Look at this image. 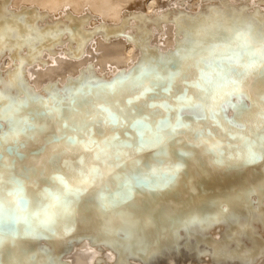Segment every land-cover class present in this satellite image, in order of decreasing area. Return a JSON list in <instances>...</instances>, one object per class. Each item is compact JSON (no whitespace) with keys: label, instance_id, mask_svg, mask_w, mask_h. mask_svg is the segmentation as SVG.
<instances>
[{"label":"bare ground","instance_id":"1","mask_svg":"<svg viewBox=\"0 0 264 264\" xmlns=\"http://www.w3.org/2000/svg\"><path fill=\"white\" fill-rule=\"evenodd\" d=\"M245 64L250 68L264 65V0H0V102L3 104L0 121L10 120L12 124L3 133L8 142L17 139L33 142L30 136L33 131H28V135L23 131V124L29 122L28 115L34 122L37 118L36 123H31L36 127L34 136L41 138L43 130L48 128L39 115L47 105L46 96L54 102L61 93L70 106V100H75L77 106L83 102L77 111L69 108L62 112V122L69 121L75 128V132L63 133L70 135L73 142L58 141L38 150L37 154H41L34 158L32 165L20 162L15 153L4 155L0 173L9 164L19 167L21 179L32 173L31 183H24L28 200L26 214L39 216L41 205L34 203L33 198L44 191L32 194L29 187L40 183L41 172L57 174L51 178L61 175L62 181L55 182L52 193L66 200L77 193L78 201L61 203V211L67 212L64 216L43 217L56 220L53 233L42 231L49 240L34 243L24 239V233L19 230L16 247L0 251V264H264V160L254 163L255 170L260 172L256 178L253 174L236 176L227 180L225 189L216 191L210 187L198 190L193 186L205 164L215 165L211 162L213 158L235 165L237 161L229 160L230 157L246 155L250 149L264 151L261 131L264 104L255 100L257 93L264 95V79L252 82L232 75L236 84L226 88L221 86L223 82L229 83L225 78L212 87L204 83L210 82L212 74L221 68ZM204 68L208 72L202 71ZM184 71L190 72L194 81L188 83L189 87L177 102H172L183 91L182 86H174L180 83ZM159 75H164L166 91L170 86L172 90L168 94L144 95L153 90L146 80ZM110 80L114 81L104 87L98 85ZM120 80H125L126 85H118ZM110 84L115 87H108ZM55 86L59 90H52ZM100 89L112 95H99ZM33 90L35 93L31 94ZM85 91L96 96L81 95ZM37 94L45 99H34ZM125 97H129L131 106L124 102ZM240 98L248 105L249 101L257 102L256 113L252 116L237 113L230 122L224 121L221 108H227L225 102L232 101L240 109L244 107ZM162 99L173 103V110L160 104ZM149 100L154 101L151 109L146 107ZM50 108L57 114L56 105ZM179 111L188 116L180 120ZM20 112L26 116L19 118ZM168 112L169 118L158 122L157 118ZM86 114L110 118L102 127L103 134H94L97 140L104 136L109 139L115 131L123 137V129L119 127L125 125L127 129L135 120L145 121L151 133L144 134L143 146L133 145L129 149L118 145V150L109 147L112 157L115 156L110 158V163L93 162V157H89L91 163L84 160L81 171L75 163L49 164L47 158L54 148L55 153L66 155L84 151L86 140L92 139L83 131ZM226 114L232 115V110L228 109ZM54 122L51 130L60 123L57 117ZM195 123L201 128L193 126ZM249 123L250 130H247L245 124ZM168 126L180 134L179 144ZM207 128L215 134H204ZM221 129L224 135L217 133ZM202 131V135L198 134ZM256 131L261 137H257ZM211 136L216 139V145ZM81 137L84 140L80 143ZM203 139L208 143L203 144ZM225 140L234 144L228 145L230 150L225 149V143L223 148L218 145V141ZM187 142L196 143V148L188 147ZM2 146L4 141L0 137V149ZM34 147L30 144L28 148H21V152L28 156ZM210 148L213 155L200 156L199 152L206 153ZM178 149L193 150V153L179 158ZM220 149L229 153L228 156H222ZM116 156L118 163L114 161ZM136 156L145 165L136 167L135 171H140L137 178L154 192L142 187L141 182L131 181L129 192L117 204V210L125 212L119 216L122 220L101 217L97 209L99 200L95 202L88 194L97 189H113L115 179L97 182L91 176L94 170L91 165L97 164L95 169L118 173L123 178L130 165L136 166L133 160ZM188 158L194 162L202 159L203 164L197 161L193 165ZM23 165L31 170H25ZM4 185L0 186V199L2 204H9L13 196L5 194ZM9 186L10 191L19 187L16 182ZM169 190L179 192L182 198L178 203L171 200ZM112 199L106 203L107 208H113L110 205L115 198ZM169 204L173 207L184 204L186 211L175 217L166 209ZM55 205L53 202L51 206ZM83 214L84 220L79 219ZM141 219L161 223L165 219L167 227L153 233L159 227L158 222L153 224L154 231L150 228L139 231L137 222ZM0 240L14 241V235L3 234ZM34 250V254L28 255Z\"/></svg>","mask_w":264,"mask_h":264},{"label":"water","instance_id":"2","mask_svg":"<svg viewBox=\"0 0 264 264\" xmlns=\"http://www.w3.org/2000/svg\"><path fill=\"white\" fill-rule=\"evenodd\" d=\"M225 56H227V55H225ZM246 64H245V66H242V65H244V63H243L240 66H230L229 68H221V70H217V72H214L212 74V76H214V77L210 82H204V83L207 86L212 87V86L216 85V83L217 84L220 83L222 81L221 78L222 79L225 78V81H227L229 83L223 82V84L221 83V86H224V88H226V86L232 87V86H235V84H236V82H234L232 80V77H231L232 75H234V76L238 75L240 77L242 76V77H245V79L250 80V81H252V80L253 81H259V79H264V65L250 68ZM239 67H240V69H239ZM202 71L208 72L207 68L202 69ZM190 74H191L190 72L184 71V73L180 76V77H182L179 81L180 83L175 85L174 88L182 86L183 91L176 94V96H174L172 98V102H177L178 97L182 96L184 94L185 90H187V88L189 87L188 83L194 81V79L192 78L194 76H191ZM158 77L151 80V81H149L150 79L146 80L147 82H149V85H151L153 90H150L148 92H144V95L155 96L158 93L168 94V92L172 90V87L170 86V88L166 91V89H167L166 83L167 82L165 84L163 83L164 75H159ZM196 77L198 78L197 74H196ZM70 81H72V80H70ZM111 81H114V80H110V81H106V82L102 81L98 85L104 87L105 84H107ZM124 83H127V82L125 80L124 81L120 80L118 85H120V86L126 85ZM156 83H158V85H156ZM52 90L56 91V90H59V88L55 86ZM64 91H65V89H64ZM98 92H99L98 93L99 95H106V97H107V95L108 96L112 95V94H108L107 92H104V90H102V89L98 90ZM30 93L34 94L35 92L33 90ZM62 93H64V92L62 91ZM91 93H93V92H89L88 94H86V91H85V92L81 93V95L87 96L88 98L92 97V95L96 96V95L91 94ZM58 95H59L58 98L54 102H52V100L50 98H48V96H46L47 97L46 98L47 99L46 100L47 105H45L44 110H40V112H39V115L42 118L41 122H43L44 124H46V126H48V128L46 130H43L44 132L41 135V138L39 140L34 136L36 131H33L30 135V136H32L33 142H31V140H24L23 139L24 140L23 141V140L17 139V140H11V142L9 143L7 140L6 134H3V133L6 132L9 129V127L12 126V124H11L10 120H4L3 122L0 121V137L4 141V146H2L0 149V157H2V159H5L4 158L5 154L10 156L11 153H15V155L20 160V162H23V164L29 163L32 165V163L35 162L34 158L38 157L41 154V153L40 154H37V153L40 150H43L46 146H53V145H56L58 143V141H64V140H66L67 142H73L70 135L64 136L63 133L66 131L75 132V128H74L73 124H71V122H69V121L68 122H65V121L62 122V120H61L62 119L61 117H63L62 112L64 110H68L69 108H73L74 111H77V109H78L77 107L82 106L83 102H81V104L77 106L76 104H78V103H75V100H73V101L70 100V104H71V106H70L67 103V102H69V100H64L65 98H64L63 94L58 93ZM69 95L70 94L66 93V96H69ZM36 98L45 99L40 94H37V97H35L34 99H36ZM142 98L144 99L145 97H142ZM128 99H129V97H125L124 102H126V103L128 102V105L131 106V102ZM143 99H141V101ZM247 100H249V98ZM255 100L264 104L263 93H257ZM136 101L139 102L140 100H136ZM142 102L144 103V101H142ZM153 102L154 101H152V100L147 101L149 109L154 107ZM239 102L242 105L244 104V107L239 109L236 107L234 102L231 101L228 104V106H226L227 108H221L222 109L221 112H222V116H223L224 121L230 122V120H232L233 117L237 116V113H239V114L245 113V114H248L251 116L256 113L254 111V109L257 106V102L252 103L251 101H249L250 105H248V104H245L244 99H242V98L239 99ZM159 103L163 104L165 108H169L170 110H173V108H174V104L170 103L169 100L162 99V101H160ZM52 105H56V108L58 109L57 114L54 113L55 112L54 110H51L50 107H52ZM2 106H3V104H2V102H0V109ZM228 109L232 110V115H230V116H228L226 114ZM113 113L114 112H112V115H115V113L114 114ZM24 115L26 116V113L24 114V112H20L18 114V117L22 118ZM55 115L57 117L58 122L60 121V123H57V126L53 127V128H55V130L54 129L51 130V127L54 126V124L56 123V122H54V120L56 118V117H54ZM177 115H178L180 120L183 119L184 117L188 116L187 114H181V111H179L177 113ZM169 116L170 115L168 112L165 115H163L162 117H158L157 120H158V122L165 121L166 119L169 118ZM85 117H86V119H85L86 122H84V124H83V131L85 132V134L88 137L91 136L92 139L90 141L88 139L86 140L87 145L84 148V151L81 153H73L70 155H66L65 153L64 154L55 153L54 152L55 148H54V149H52L53 152H51V154L47 158L49 164H54V165L59 164V166H61L62 162L75 163L78 171H81L82 168L80 166H82L81 164H83L84 160H85V162L91 163V161L89 160V157H93V162L101 161V162L110 163V160H111L110 158L112 157V154H113V152L110 150V148H112V149L116 148V150H118L119 149L118 145L129 148V149H131L133 147V145L143 146V143L146 141V139H144L145 138L144 134L146 132L151 133V128L145 121L135 120L134 122H132L131 124L128 125L127 129H125V127H124L125 125L124 126L122 125L121 127H119L120 129H123L122 130V136L123 137H121V135L119 134L118 131H115L113 133L114 134L113 137L108 139L106 136H104V137H100V139L97 140V137L94 136V134L96 132L98 133L99 136L101 134H103L102 127L107 123L106 119L108 117L104 118V116L101 115V116H98V118H94V117L88 116L87 114ZM108 119H110V118H108ZM28 120H29V122L23 124L24 128L27 127L28 125H32L31 122H34L33 117L30 115H28ZM197 120L203 121L204 119L203 118H197ZM36 122H37V118H36ZM36 122H34V123H36ZM116 122H117V120H116ZM232 122L235 124H240L237 121H232ZM235 124H234V127L240 128V127H238V125H235ZM109 125L116 126V124H110V123H109ZM35 129H36V127H35ZM142 129H143V132L141 133L140 130H142ZM176 129L180 130L181 127L176 128ZM261 131L264 132V129H262ZM27 132L28 131H25V133H27ZM217 133L220 135H224V131L217 132ZM256 133H257V131H256ZM194 134L198 137L199 136L198 134L202 135L203 131H202V133L199 132L198 134H197V132H194ZM204 134L210 135V134H215V133L212 132L210 130V128H207L204 131ZM26 135H28V133ZM257 137H261V133H257ZM245 139H246V141H248L247 138H245ZM83 140H84L83 137L78 138V141H80V142ZM218 142H219L218 145H221L222 148L224 147L223 144L226 143L225 149L226 150L231 149V146L227 145V144H229L227 140L218 141ZM30 144H33L35 146L34 147L35 149H33V151H31V154L26 156L25 154H23L21 152V148H28V145H30ZM186 144L188 147L196 148V146H194L195 145L194 143L187 142ZM186 144H184V145H186ZM232 145H234V144H232ZM16 149H18V152L15 151ZM104 150H106V151H104ZM220 150H221L220 153L223 154L222 156H224V154L225 155L229 154V153H224L223 149H220ZM191 151H193V150H191ZM109 152H110V154H109ZM186 152L189 153L190 151L180 149L177 151L176 154L180 158ZM200 154H201L200 156L205 157L204 155H209V154L213 155L214 153L212 152V148H210L206 153L201 152ZM237 155H239V154L237 153ZM227 156L228 155H226L225 157H227ZM113 157H115V156H113ZM30 158H31V160H28ZM2 159H0V165L2 164V162H1ZM118 159L119 158H117V156H116L114 161L116 163H118V161H119ZM217 160H219V159H217ZM217 160H216V158L211 159V162H213L215 165H213V164L206 165L205 164V168H203L204 170H203L202 175L200 176V178L198 177L197 180L194 182L193 186H195L196 189L199 190V189H204V187H210V189L215 190V191L221 190V189H225L224 187L227 184V180H229L233 177L236 178V176L239 177V176L253 174L252 176H254L256 178L260 175V172L255 170L254 164H249L248 165L249 168H247V169H246V167H242V168H233V167L227 168L226 167L224 169V168L218 167L216 165L215 161H217ZM197 161H200V159L195 160V164L197 163ZM143 162H144L143 159H140V161L138 160L136 162V166L134 165L135 167L133 166V168H131L132 166L130 165L127 168V172H125L126 174H124L123 178L118 173H116L117 175L113 174L114 172L104 173V172H101V171L95 169L97 164L91 165L92 166L91 168H94L93 172H90V173H92L91 176L93 179H96L97 182H111V181H113V179H115L114 184H113L114 185L113 189H110L107 187V188H105L104 191L97 189V191L95 190V191L89 192V194H88V196L90 198H93V200H95V202H97L99 200L98 204H97V209L101 213V217H107L105 219H111L112 221H114L116 219H119L120 218L119 216L120 215L122 216L123 213H125L121 210H117V208H119L117 206V204L119 202H121L119 199L122 197V195H124V193H126V192H129V189H128L129 188V182H131V181H135L136 183L141 182L140 185L142 187H144L148 191L154 192L153 188L146 187L149 185L145 181L139 180L137 178L138 172H140V171L139 170L135 171V169L139 165H140V167H142L144 165ZM200 162L202 163V159ZM166 163H169V161ZM163 166H166V165H163ZM23 168H25V170H31V168L29 166L27 167V166L23 165ZM0 174H1L0 175V186L5 184L4 185L5 194L7 196L12 194V196H13V202H11L9 204H2V201H1L2 199H0V211H2V213H3V215L0 216V230H4V233H3L4 235H7L8 233L13 234V232H15V234H13L14 235V241L2 242L3 244H2V247L0 248V251H5L7 249H14L16 247L17 242L15 241V239H17V233L19 230H21L22 233H24L22 236L24 239H31L30 241H32L34 243H36V241H39V240H49L48 236H45L42 234V231H47L48 233H53L55 226H56V220H55V218H46L45 219L43 217L47 216V215H49L50 217H52V216L58 217V215H63V216L66 215L67 212H65L63 210H62L63 212L61 211V209H62L61 203L66 202L67 200H74L75 201V199L78 198L77 193H73L72 195L68 196L67 200H66V198L59 197V195H55L54 193H52V188L55 186V182H58V180L62 181L61 175L60 176H54L53 178H51L52 175H57V174L48 173V175H46V173H45V175H44L41 172L40 177H39L40 183H36L34 187H29L30 193L34 192L32 194H36L37 191H39V192L44 191V193L41 192V194L38 196H37V194L34 195V198H33L34 203L38 202L41 205L39 216L35 215V214H30V213L26 214L25 211H27L26 209L28 206V200H27V196L25 195V193L27 191L24 188V183H26V184L31 183V180H29V178H30L32 173L29 172L28 174L23 176V177H25V179H21L18 177L19 167H16L15 164H11V165L9 164L8 168H6V170L4 169V171H2ZM117 177H120V180L117 179ZM251 179H252V177H251ZM32 181H33V179H32ZM13 182H16V184L19 185V187H17L16 190L10 191L11 188L9 185H11ZM107 184H109V183H107ZM37 187H39V188L37 189ZM79 189H81V191H83V189H85V188H79ZM170 192L172 194L171 200L174 203H178L179 200L182 198L181 195L179 194V192L177 190L176 191L175 190H169L167 192V194ZM112 198H115L113 204L110 205L113 208H109V207L107 208V206H109V204H106V203L107 202L109 203L110 200H113ZM53 202L56 203L55 206H51ZM115 204H116V206H115ZM184 204H183V206L181 205L182 207H178V206L173 207L174 206L173 204H169L166 207V209H168L172 213H174L175 217H176V216H178V215H180L186 211ZM181 208H183V209H181ZM18 212H20L21 214L25 213V215L21 216ZM116 216H118V217L114 218ZM36 217H37V219H36ZM79 219L84 220V214H83V216L79 217ZM120 219L122 220V218H120ZM166 221L167 220L163 219L162 223L160 221H158L159 222L158 223V222L153 221V220L141 219V222L140 221L137 222V226L140 229V230L138 229L139 231H141V230L147 231V230H149V228L151 230H153V228L155 227V225H153V224L158 223L159 227L157 225L158 228L155 231L153 230L154 231L153 233L156 234L157 230H161L162 228L164 229L167 227V224L165 223ZM119 222H121V221H119ZM148 224H151V225H148ZM152 225H153V227L151 228ZM137 226L135 228H137ZM6 232H8V233H6ZM23 238H20V239H23ZM35 252H36V250L32 251L28 255H32ZM0 255H1V252H0Z\"/></svg>","mask_w":264,"mask_h":264},{"label":"snow or ice","instance_id":"3","mask_svg":"<svg viewBox=\"0 0 264 264\" xmlns=\"http://www.w3.org/2000/svg\"><path fill=\"white\" fill-rule=\"evenodd\" d=\"M108 87H115V84H110V85H108ZM34 130H35V127L32 125H28L27 127H25L23 129V131H34ZM15 151L18 152V149H16ZM221 155H223V154H221ZM0 159H2V157H0ZM233 159H235L237 161V163L235 165H233L229 161H225L224 159H219V160L215 161V163L218 167H221V168H223V167H227V168L242 167L245 165L254 164L259 160H264V151L256 152V151H253L250 149L246 155L229 158V160H233ZM171 178L172 177H169V179H171ZM2 215H3V213H2V211H0V216H2ZM13 234H15V232H13ZM2 235H3V233L0 232V237H2ZM0 243H2V240H0Z\"/></svg>","mask_w":264,"mask_h":264},{"label":"rangeland","instance_id":"4","mask_svg":"<svg viewBox=\"0 0 264 264\" xmlns=\"http://www.w3.org/2000/svg\"><path fill=\"white\" fill-rule=\"evenodd\" d=\"M230 102H225V104H229ZM148 109H149V107H148V105L146 106ZM190 126V125H189ZM193 126H195V127H200L201 128V126L199 125V124H197V123H195V124H193ZM246 126H247V128H246ZM248 127H250V123L249 124H245V129H247V130H250V128H248ZM168 128V130L171 132V133H173L174 134V136H175V140H176V142H181L180 141V139L178 138L179 137V135L180 134H176L175 133V131L172 129V128H170L169 126L167 127ZM221 131H223L222 129L221 130H217V132H221ZM236 136H238V137H240V135H236ZM199 137H201V136H199ZM212 137V139L214 140V145H216L217 143H216V139L213 137V136H211ZM186 138H188V137H186ZM202 142H203V144H207L208 143V141L206 140V139H203L202 140ZM81 143V142H80ZM196 144V143H195ZM224 145H226V143L224 144ZM227 145H231V144H227ZM232 146V145H231ZM178 150H180V149H178ZM177 150V151H178ZM188 151H190V150H188ZM151 153V152H150ZM186 153H188V152H186ZM186 153H184V154H186ZM189 153H192L191 151L189 152ZM201 152H199V154H200ZM201 155V154H200ZM205 157L204 158H206V155H204ZM138 159H140V157L139 156H136L133 160H134V162L136 163L137 161L136 160H138ZM190 161H191V163L193 164V165H196L195 164V162L192 160V158H188ZM207 160V159H206ZM153 166H151V168H152ZM203 173V172H202ZM192 179L191 178H189V181H191ZM191 192V191H190Z\"/></svg>","mask_w":264,"mask_h":264}]
</instances>
